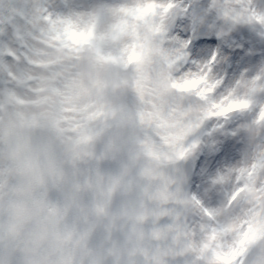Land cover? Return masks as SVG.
<instances>
[{"label": "clouds", "instance_id": "1", "mask_svg": "<svg viewBox=\"0 0 264 264\" xmlns=\"http://www.w3.org/2000/svg\"><path fill=\"white\" fill-rule=\"evenodd\" d=\"M149 2L75 15L41 78L0 93V264H264V64L223 91L181 74ZM233 117L240 161L185 191L177 165Z\"/></svg>", "mask_w": 264, "mask_h": 264}, {"label": "rangeland", "instance_id": "2", "mask_svg": "<svg viewBox=\"0 0 264 264\" xmlns=\"http://www.w3.org/2000/svg\"><path fill=\"white\" fill-rule=\"evenodd\" d=\"M48 8L53 15L75 16L111 5L116 0H34ZM157 4L173 3L175 7L166 20V41L179 48L183 45L180 69L183 73H195L211 68L210 75L222 82L220 91L230 86L242 74L254 71L264 64V28L235 15L226 18L225 0H155ZM214 2L215 5L214 6ZM230 12L240 13L234 5ZM256 13L264 14V0H251ZM187 45V47H184ZM11 63V59L8 58ZM12 84L0 72V93L12 90ZM241 123L239 118L209 121L201 130L202 144L189 158L193 174L189 192L202 195L209 177L218 171L236 165L244 151V142L233 135ZM221 125H223L221 127ZM221 197L212 196L206 203L216 206Z\"/></svg>", "mask_w": 264, "mask_h": 264}, {"label": "snow or ice", "instance_id": "3", "mask_svg": "<svg viewBox=\"0 0 264 264\" xmlns=\"http://www.w3.org/2000/svg\"><path fill=\"white\" fill-rule=\"evenodd\" d=\"M234 5L240 7V13L230 12L233 2L225 0L226 18L235 15L237 19L264 23V15L256 13L251 7V0H234ZM174 7L173 3L157 4L151 0L138 11L154 14L159 8L167 14ZM74 36L73 16L53 15L47 7L34 0H0V72L15 86H30L34 80H39L54 64L64 39L71 40ZM206 68L205 72L210 67ZM185 86L194 85L188 83Z\"/></svg>", "mask_w": 264, "mask_h": 264}, {"label": "water", "instance_id": "4", "mask_svg": "<svg viewBox=\"0 0 264 264\" xmlns=\"http://www.w3.org/2000/svg\"><path fill=\"white\" fill-rule=\"evenodd\" d=\"M180 166L182 167L183 165H180ZM185 186H186V185H185V183H184V190L186 191ZM182 188H183V187H182Z\"/></svg>", "mask_w": 264, "mask_h": 264}]
</instances>
